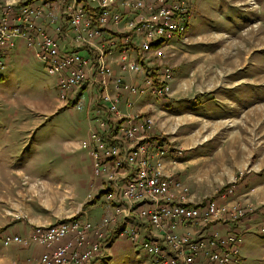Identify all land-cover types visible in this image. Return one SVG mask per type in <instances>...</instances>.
Masks as SVG:
<instances>
[{
    "label": "built area",
    "instance_id": "obj_1",
    "mask_svg": "<svg viewBox=\"0 0 264 264\" xmlns=\"http://www.w3.org/2000/svg\"><path fill=\"white\" fill-rule=\"evenodd\" d=\"M56 1L0 0V76L10 50L20 41L56 78L63 101L77 104L74 89L97 87V119L79 147L90 155L93 178L101 187L98 196L89 193L87 199L100 197L112 211L99 224L76 214L35 225L27 235L5 233L3 244L43 246L39 264H93L119 235L140 243L150 264H233L251 227L225 234L215 227L202 234L200 228L257 214L253 204L227 200L238 178L223 193L195 203L189 187L165 171L169 150L151 137L153 116L123 114L120 95L111 92L113 87L132 96H171L173 71L164 60V47L185 36L187 4L196 0H60L55 12ZM106 27L117 33L105 37ZM65 40L71 51H64ZM133 44L139 46L138 57L130 52ZM114 51L121 70L133 73L139 82L113 78L107 58ZM147 54L158 58L156 72L148 73ZM189 225L198 234L185 229ZM254 229L264 233V218Z\"/></svg>",
    "mask_w": 264,
    "mask_h": 264
},
{
    "label": "crops",
    "instance_id": "obj_2",
    "mask_svg": "<svg viewBox=\"0 0 264 264\" xmlns=\"http://www.w3.org/2000/svg\"><path fill=\"white\" fill-rule=\"evenodd\" d=\"M190 23L193 26H190ZM197 23L198 21L192 23L190 20L185 36L174 38L164 47V60L175 70L172 95L164 100L166 101L164 106L158 104L159 98L149 93L132 96L125 91L116 92L113 87L111 92L120 95V110L123 114L142 112L153 116L151 137L167 145L169 150L165 158V171L177 176L189 187L195 203L216 196L223 187L236 180L240 170L249 168L227 200L253 204L259 208L257 214L237 222H220L208 228H200V232L209 233L213 227L219 229L221 234L231 230L243 231L249 227H251L249 231H255V226L264 218L261 208L264 206V103L261 101L247 103L240 100V97L246 92V86L258 85L264 80L253 79L243 69L237 68L234 62H228V56L231 55L229 49L222 53L201 50V45L209 49L216 47V31L213 30L215 25H209L208 21L202 20L200 24ZM116 33L117 29L112 27L103 30L107 38ZM230 37L227 40V48L234 44L239 52L240 39L236 36ZM63 48L64 51H71L67 40L63 42ZM130 52L138 57V44H133ZM116 54L114 51L107 58L114 70L113 78L121 76L128 82H139L140 78H136L133 73L121 70ZM33 57L40 62L23 42L18 41L10 50L7 67L0 78L17 62L24 64ZM144 64L148 73L156 72L158 69L157 59L153 54H147ZM85 87L97 91V87L85 85L83 89ZM56 89L58 93L55 99L33 102L25 98L23 114L17 110L11 116L13 120L23 118V126L18 124L15 127L16 132L32 133L39 129L49 119L46 113L48 108L55 107L50 113L52 116L68 108L60 102L57 83ZM95 91L90 95L88 104L95 103ZM0 92L4 94L3 91ZM232 92H235L238 98L232 97ZM0 98H6L5 94ZM88 113L91 114L90 111ZM96 119L91 120L92 124ZM77 144L78 148L80 141ZM61 152L60 148H57L56 151H51L52 154L47 159L41 158L42 161L26 154V158L24 157L22 163L17 166H14L17 163L15 162L17 156L12 153L10 161L6 162L7 166H10L6 171L10 172L8 176L11 177L0 184V264H39L40 256L45 250L38 244L5 246L2 239L5 233L27 235L35 225L50 224L75 214H87L86 219L89 220L90 213L86 211L88 204L102 203L105 209L102 220L111 214L112 208L105 204L102 198L87 199L89 193L98 196L101 190L100 182L93 178L92 159L87 151L90 159V179L82 182L83 188L87 191L82 200L76 199L79 197L76 185L67 179L62 180L59 174L51 177L47 170L46 174L40 176L33 173L45 169L48 163H53L54 156L57 160L66 158L67 162L70 160L72 163V158ZM27 175L31 177L26 180L24 177ZM62 184L67 187V193L71 194L67 197L78 201V206H73L69 202L67 209L61 208L58 189ZM49 196H56L55 204L51 202ZM135 222L138 223L137 220ZM185 229L194 233L198 230L193 225ZM135 244L126 237L115 235L105 248L104 255L108 252L114 255L129 252ZM243 245L244 240L241 247ZM99 261L93 264H98Z\"/></svg>",
    "mask_w": 264,
    "mask_h": 264
},
{
    "label": "rangeland",
    "instance_id": "obj_3",
    "mask_svg": "<svg viewBox=\"0 0 264 264\" xmlns=\"http://www.w3.org/2000/svg\"><path fill=\"white\" fill-rule=\"evenodd\" d=\"M53 4V10L58 12L62 5L60 0ZM187 5L190 8L186 19L187 29L190 20L192 23L198 21L197 24L205 20L208 21L209 25H215L213 30L216 31V47L209 49L201 45V50L222 53L229 49L231 55L228 56L227 54L228 62H234L237 68L243 69L251 78L264 80V0H196ZM190 26L193 25L190 23ZM196 29L198 30V25ZM219 31L224 33H219ZM230 36H236L240 39L238 43V46L241 47L239 52H237L238 48L234 44L232 47L227 48V40L231 38ZM171 68L174 80L175 70L172 66ZM1 78L0 90L4 92L6 98H0V184L2 185L3 180H9L11 177L8 176L10 172L6 171L10 168L6 162L10 161L12 153L17 156L15 161L17 163L14 165L17 166L22 163L24 157L26 158V154L34 156L36 160L40 158L42 161L41 158L47 159L52 154L51 151L60 148L61 153H65L69 158H72V163L70 160L67 162L66 158L57 160L54 156V159L52 158L53 163L50 162L45 165V169L33 173L40 176L46 174L45 170H47L51 177H56L59 174V178L62 180L67 179L68 182L76 185V192L79 194L76 199H84L87 191L83 188L82 182L90 179V159L85 150L79 149L80 147L77 148V142L87 138L93 125L91 120L96 119L94 104H88L90 95L95 90L88 87L81 88L80 91L74 89L75 101H78L77 104L80 103L81 105L73 109L70 107L77 104L63 101L59 97L60 102L68 107L66 110L52 116L50 113L53 112L55 107L46 109L49 119L45 121V124L32 133H22L16 132L15 127L18 124L23 126V118L13 120L11 116L17 110H20L23 114L25 98L31 99L33 102L55 99L58 93L56 89L57 80L54 76L49 75L42 63L34 57L24 64L20 61L17 62L12 68L6 70ZM263 84L264 82L261 81L258 85L246 86V92L240 97V100L247 103L260 101L264 103ZM4 94L0 92V97H3ZM232 97L238 98L235 92H232ZM164 100L167 99H159L157 102L164 106L166 104ZM89 111L91 114L88 113ZM248 169L238 172L235 178L236 180L238 178L237 182L247 173ZM242 171L245 174L239 177ZM30 177L27 175L24 178L27 180ZM47 185L49 184L47 183ZM227 186L223 187L218 193L221 194L226 191ZM42 187L47 188L46 186ZM53 189L55 190L56 186ZM58 190L61 208L67 209L69 202L73 206H78V201L67 197L71 194L67 193L68 189L64 184ZM54 195H56L55 192ZM49 198L55 204L56 196H49ZM86 211L90 213L89 220L93 224H99L105 213L102 203L97 205L88 204L86 205ZM86 216L87 214L80 215L84 221H86ZM130 221L132 222V220ZM239 251L238 259L233 261V264H264V233L257 230L247 232L244 236V245L240 247ZM98 264H150V257L146 255L141 244L136 243L129 252H119L117 255L108 252Z\"/></svg>",
    "mask_w": 264,
    "mask_h": 264
},
{
    "label": "trees",
    "instance_id": "obj_4",
    "mask_svg": "<svg viewBox=\"0 0 264 264\" xmlns=\"http://www.w3.org/2000/svg\"><path fill=\"white\" fill-rule=\"evenodd\" d=\"M90 8H92V7H90Z\"/></svg>",
    "mask_w": 264,
    "mask_h": 264
}]
</instances>
